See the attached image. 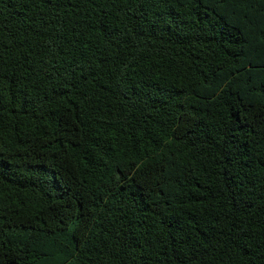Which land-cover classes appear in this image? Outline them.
Wrapping results in <instances>:
<instances>
[{
	"label": "trees",
	"instance_id": "obj_1",
	"mask_svg": "<svg viewBox=\"0 0 264 264\" xmlns=\"http://www.w3.org/2000/svg\"><path fill=\"white\" fill-rule=\"evenodd\" d=\"M0 264H264V0H0Z\"/></svg>",
	"mask_w": 264,
	"mask_h": 264
}]
</instances>
